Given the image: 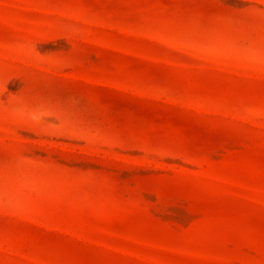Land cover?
<instances>
[{
  "label": "rangeland",
  "instance_id": "374dc122",
  "mask_svg": "<svg viewBox=\"0 0 264 264\" xmlns=\"http://www.w3.org/2000/svg\"><path fill=\"white\" fill-rule=\"evenodd\" d=\"M0 264H264V0H0Z\"/></svg>",
  "mask_w": 264,
  "mask_h": 264
}]
</instances>
